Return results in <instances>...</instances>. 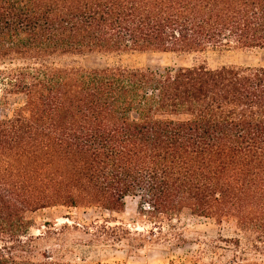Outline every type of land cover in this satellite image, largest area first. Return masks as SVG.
I'll list each match as a JSON object with an SVG mask.
<instances>
[{"label": "trees", "instance_id": "1", "mask_svg": "<svg viewBox=\"0 0 264 264\" xmlns=\"http://www.w3.org/2000/svg\"><path fill=\"white\" fill-rule=\"evenodd\" d=\"M231 44L264 47V0H0V264H63L18 254L30 213L122 212L127 197L237 234L169 264H264L241 254H264V66L64 61Z\"/></svg>", "mask_w": 264, "mask_h": 264}, {"label": "rangeland", "instance_id": "2", "mask_svg": "<svg viewBox=\"0 0 264 264\" xmlns=\"http://www.w3.org/2000/svg\"><path fill=\"white\" fill-rule=\"evenodd\" d=\"M64 61L86 67L112 65L159 71L196 64H205L212 69L223 65L259 67L264 66V47L231 44L188 52H84L65 56ZM23 101L22 96L11 98V107ZM1 111L5 116L9 113L5 107ZM29 219L30 228L23 239L29 243L30 250L18 254L37 261L50 255L51 260L63 264H169L172 259L193 263L200 247L208 248L218 238L237 236L230 225L193 216L187 210L171 220L155 219L140 212L138 197H127L122 212L52 206L30 213ZM179 236L182 239H178ZM234 252V249H228L226 256ZM241 254L264 262V254L246 251ZM210 257L206 254L204 258L208 260Z\"/></svg>", "mask_w": 264, "mask_h": 264}]
</instances>
